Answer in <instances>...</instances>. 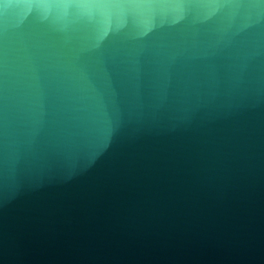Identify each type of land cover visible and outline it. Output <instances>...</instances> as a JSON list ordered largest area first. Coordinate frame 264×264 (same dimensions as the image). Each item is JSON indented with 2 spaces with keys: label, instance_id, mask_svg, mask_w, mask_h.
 Instances as JSON below:
<instances>
[{
  "label": "water",
  "instance_id": "water-1",
  "mask_svg": "<svg viewBox=\"0 0 264 264\" xmlns=\"http://www.w3.org/2000/svg\"><path fill=\"white\" fill-rule=\"evenodd\" d=\"M0 264H264V0H0Z\"/></svg>",
  "mask_w": 264,
  "mask_h": 264
}]
</instances>
